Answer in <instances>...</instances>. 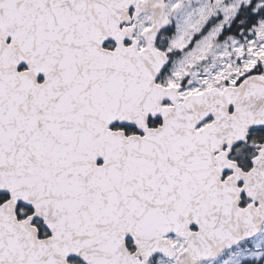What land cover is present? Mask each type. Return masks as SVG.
<instances>
[{
	"label": "snow or ice",
	"instance_id": "obj_1",
	"mask_svg": "<svg viewBox=\"0 0 264 264\" xmlns=\"http://www.w3.org/2000/svg\"><path fill=\"white\" fill-rule=\"evenodd\" d=\"M0 264H264V0H0Z\"/></svg>",
	"mask_w": 264,
	"mask_h": 264
}]
</instances>
